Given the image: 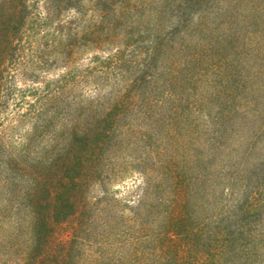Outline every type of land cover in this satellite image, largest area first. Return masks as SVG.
<instances>
[{"label":"trees","instance_id":"obj_1","mask_svg":"<svg viewBox=\"0 0 264 264\" xmlns=\"http://www.w3.org/2000/svg\"><path fill=\"white\" fill-rule=\"evenodd\" d=\"M0 264H264V0H0Z\"/></svg>","mask_w":264,"mask_h":264},{"label":"rangeland","instance_id":"obj_2","mask_svg":"<svg viewBox=\"0 0 264 264\" xmlns=\"http://www.w3.org/2000/svg\"><path fill=\"white\" fill-rule=\"evenodd\" d=\"M137 138H140V135L134 133L125 136V140H123L124 142L117 143V147L113 150V155L109 159L116 162L117 170L128 166V163L140 164L143 161L147 162L148 160H156L153 159L154 157L152 156V153L149 152L148 149H146V145L150 144V141L146 137H144V139L136 141L138 140ZM140 180L141 176H139L138 174H130V176H128V178L126 177L123 182H116L113 184V186H111L113 197L120 202V204L118 205L115 202L110 201L107 205L111 210V216H115V214L119 212L122 206L126 207L127 214H129L130 209L136 205L141 194L139 188ZM100 224L101 221H99L98 223V230H96V232L98 233H96V235H100V233L104 234L101 227H99ZM111 224L115 227L114 230L118 229L114 222H111ZM105 231H107V229ZM88 237L93 241L95 236L91 235ZM96 238L99 239L97 241H100L101 239V237L98 236Z\"/></svg>","mask_w":264,"mask_h":264}]
</instances>
